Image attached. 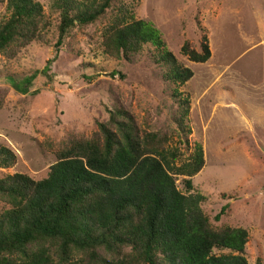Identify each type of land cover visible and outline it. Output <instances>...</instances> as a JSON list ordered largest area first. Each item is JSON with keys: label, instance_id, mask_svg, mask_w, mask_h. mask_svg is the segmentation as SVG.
Wrapping results in <instances>:
<instances>
[{"label": "trees", "instance_id": "16d2710c", "mask_svg": "<svg viewBox=\"0 0 264 264\" xmlns=\"http://www.w3.org/2000/svg\"><path fill=\"white\" fill-rule=\"evenodd\" d=\"M138 2L49 0L47 15L38 0H0V55L6 60L32 42L45 43L52 29L49 64L77 32L96 26L109 57L133 62L149 52L177 108L167 131L147 130L114 105L89 135L43 139L56 159L46 177H0V264H248L246 229L212 226L200 206L203 196L190 192V177L204 160L201 144L190 151L189 100L179 87L193 71L167 49L150 21L136 18ZM180 51L192 62H205L207 36L201 34L197 48L186 39ZM15 159L0 146V168ZM176 175L184 177V192ZM227 207L215 214L216 222Z\"/></svg>", "mask_w": 264, "mask_h": 264}, {"label": "rangeland", "instance_id": "374dc122", "mask_svg": "<svg viewBox=\"0 0 264 264\" xmlns=\"http://www.w3.org/2000/svg\"><path fill=\"white\" fill-rule=\"evenodd\" d=\"M38 1L49 15V0ZM135 16L150 21L167 49L193 71L179 87L189 100L190 151L201 144L204 160L190 177V192L203 196L200 206L212 226L246 229L248 264H264V0H139ZM98 34L96 26L77 32L49 64L52 29L45 43H30L15 59L0 55V146L16 156L11 167L0 168V177H46L56 159L42 140L89 135L114 105L147 130L173 126L171 86L149 52L133 62L114 59L103 52ZM201 34L210 57L195 63L180 47L188 39L197 48ZM28 78L26 90L19 89ZM183 178L176 175L179 189Z\"/></svg>", "mask_w": 264, "mask_h": 264}]
</instances>
